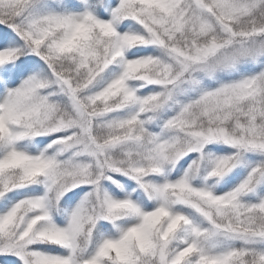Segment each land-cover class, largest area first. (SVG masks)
<instances>
[{"label": "snow or ice", "instance_id": "6c2138e0", "mask_svg": "<svg viewBox=\"0 0 264 264\" xmlns=\"http://www.w3.org/2000/svg\"><path fill=\"white\" fill-rule=\"evenodd\" d=\"M0 264H264V0H0Z\"/></svg>", "mask_w": 264, "mask_h": 264}]
</instances>
